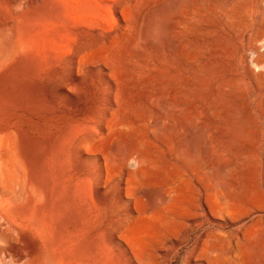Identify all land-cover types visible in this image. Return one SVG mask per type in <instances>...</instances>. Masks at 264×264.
<instances>
[{
    "label": "rangeland",
    "instance_id": "obj_1",
    "mask_svg": "<svg viewBox=\"0 0 264 264\" xmlns=\"http://www.w3.org/2000/svg\"><path fill=\"white\" fill-rule=\"evenodd\" d=\"M32 1L0 0V264H264V0ZM74 45L66 89L27 69Z\"/></svg>",
    "mask_w": 264,
    "mask_h": 264
},
{
    "label": "bare ground",
    "instance_id": "obj_2",
    "mask_svg": "<svg viewBox=\"0 0 264 264\" xmlns=\"http://www.w3.org/2000/svg\"><path fill=\"white\" fill-rule=\"evenodd\" d=\"M42 1L43 0H33L32 2L34 3V5H38ZM45 2H46L45 3V16L47 17V20L51 21L53 19L58 18V14H57L55 8L52 6V2L50 0H47ZM92 2L93 3L88 4V7H89L88 9L91 10V13L87 17L86 21H87V23H89L91 25L94 24L97 27H101V24H105L108 20V18H107L108 14L107 13L110 12L112 8L115 11H117V7L116 6L112 7L111 5H109L105 2H101V1L99 2V1L93 0ZM24 5H26V4H24ZM29 5H31V4H29ZM16 10H17V8H16ZM101 39H102V36L100 34H98V35H96V37H94V41L96 43L101 41ZM83 50H84V46L74 45L71 49L70 55H68L66 57H62L60 46H53L50 50H43L40 53L32 51V53L30 54V56L28 58V68L27 69L29 71H31L32 75L35 77L43 76V77L49 78L52 74L54 77V80L57 82L58 88L60 90H64V89H66L65 88L66 85L74 84L76 82L78 76H79V70L83 64V53H84ZM114 54H115V52H114ZM110 55H111V53H110ZM4 56H6V55H4ZM4 58H6V57H4ZM51 64L53 65V68L46 70V67H48ZM67 71H69V76H67V74H66ZM49 74H50V76L48 77ZM50 78H52V77H50ZM46 88H48V85ZM48 89H50V88H48ZM51 90H54V88ZM46 92L48 93V91H46ZM53 96L54 95H52V97ZM55 98H57V97H55ZM105 98H106L105 92L100 93L99 102L102 103L103 101H105ZM83 108H85V107H83ZM103 109H105V108L103 107ZM110 148H112V147H110Z\"/></svg>",
    "mask_w": 264,
    "mask_h": 264
}]
</instances>
